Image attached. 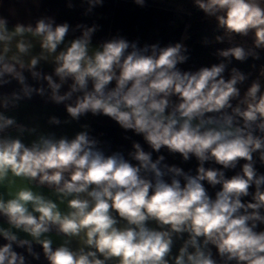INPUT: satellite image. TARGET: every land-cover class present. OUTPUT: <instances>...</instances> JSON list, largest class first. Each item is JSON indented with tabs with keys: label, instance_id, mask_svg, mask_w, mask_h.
Returning <instances> with one entry per match:
<instances>
[{
	"label": "clouds",
	"instance_id": "9594fccd",
	"mask_svg": "<svg viewBox=\"0 0 264 264\" xmlns=\"http://www.w3.org/2000/svg\"><path fill=\"white\" fill-rule=\"evenodd\" d=\"M84 5L90 16L104 0ZM193 6L222 32L202 44L230 45L215 50L218 63L194 71L179 67L190 60L187 35L165 46L119 33L94 44L97 23L42 16L9 29L0 17V89L16 84L0 91V184L11 175L29 185L0 195V264L39 261L34 245L47 264H264V173L256 167L264 166V68L242 94L251 74L230 67L260 59L264 0ZM34 96L64 106L67 118L51 115L49 126L102 115L150 150L133 140L126 155L112 151L88 123L58 136L7 114ZM162 149L184 162L194 157L195 173L166 163ZM44 187L51 196L34 190ZM52 233L62 242L54 246Z\"/></svg>",
	"mask_w": 264,
	"mask_h": 264
},
{
	"label": "crops",
	"instance_id": "0c3cea01",
	"mask_svg": "<svg viewBox=\"0 0 264 264\" xmlns=\"http://www.w3.org/2000/svg\"><path fill=\"white\" fill-rule=\"evenodd\" d=\"M163 1L147 0V6L140 8L133 3V0H104L103 7L96 8L92 15L85 16L83 13L86 5L82 6V0H73L75 7L72 9L66 6L67 0H0V17L7 18L9 29L17 23L34 24L42 16H52L56 19L57 23L68 22L73 27L78 23H86L88 25L97 23L101 25V30L95 34L93 39L94 44L119 33L129 40L139 38L141 44L145 42L155 43L158 41L161 46H165L169 43L178 42L185 36L188 14L182 8L170 10L156 5ZM75 35H79V32L70 33L68 38L71 39ZM237 42L240 43L242 41ZM247 44L250 45V43ZM229 46L227 42L223 44L214 43L209 46L198 43L194 47L189 48L190 60L179 67L183 70L194 71L202 66H210L211 64L218 63L219 59L213 53L217 48H226ZM38 51L39 48L37 45L34 54ZM232 66L251 74L249 80L241 88L243 94V91L246 90L251 81L256 79L261 69L264 68V50L260 51L259 60L249 58L244 63L233 60L230 67ZM41 67L46 73L52 71V65L44 63L43 61L41 62ZM25 75L29 74L25 73ZM225 75L227 77L228 74L226 73ZM29 82H32L31 79H29ZM15 87L16 84L13 82L12 85L0 89V91L10 92ZM7 114L15 116L19 123L29 127L38 126L41 131L55 132L58 136L67 134L71 137L75 132L80 130V124L88 123L91 125L92 134L97 136L101 141H107L112 151H123L126 155L128 151L132 150L131 143L133 140L140 142L146 151L150 150L141 136L134 134L131 130L125 131L121 129L116 122L102 115L93 117L91 114H88L79 123L73 122L70 125H62L60 127L49 126L47 124V118L49 116L57 115L61 119H66L67 113L63 105H55L51 102L46 103L39 96H34L31 100L22 101L18 108L9 111ZM125 136L131 137V139H125ZM25 139L30 140L31 137H25ZM160 154L165 155L166 163L176 164L185 171L191 169L195 173L197 161L194 157L189 162H184L179 154H169L164 149L161 150ZM156 155V153H153V159L156 158ZM241 164H243V161H241ZM207 166L219 167L218 165L211 164H206ZM256 167L259 172L264 173V166H261L259 161ZM236 171H239V166L235 170H228L226 175L230 177ZM25 186H29L26 180L10 175L4 184H0V195L8 197L10 194H14L21 187ZM206 187L209 186L206 185ZM218 188L219 186H217ZM34 190L43 192L46 196L52 195L51 190L47 187L34 188ZM215 190L209 187L210 195L214 196ZM52 198L55 199L54 196ZM60 207L63 209L66 205L61 204ZM0 226L7 227L2 217H0ZM21 236L23 237L24 234L21 233ZM51 238L54 241V246L61 243L63 239L55 233H52ZM3 243L5 241L0 237V244ZM73 246H76L75 242ZM179 246L180 242L178 241L173 251L175 252ZM34 248L36 251L41 252V259L36 261L29 257L30 264H47V261L42 255L41 247L34 245ZM16 250L18 252H24V249Z\"/></svg>",
	"mask_w": 264,
	"mask_h": 264
},
{
	"label": "trees",
	"instance_id": "16d2710c",
	"mask_svg": "<svg viewBox=\"0 0 264 264\" xmlns=\"http://www.w3.org/2000/svg\"><path fill=\"white\" fill-rule=\"evenodd\" d=\"M192 2L193 0H164L162 3L156 4L157 6L170 10L182 8L187 12L188 20L185 35L188 38L184 42L189 48L194 47L198 43H202L204 37L214 40L216 35L222 34L216 28L215 19L206 18L203 12L193 6ZM236 40L240 41L241 38L237 37Z\"/></svg>",
	"mask_w": 264,
	"mask_h": 264
},
{
	"label": "rangeland",
	"instance_id": "374dc122",
	"mask_svg": "<svg viewBox=\"0 0 264 264\" xmlns=\"http://www.w3.org/2000/svg\"><path fill=\"white\" fill-rule=\"evenodd\" d=\"M152 1H160V0H152ZM193 4V2H192ZM247 40V43H250L251 44V39H248V38H245Z\"/></svg>",
	"mask_w": 264,
	"mask_h": 264
}]
</instances>
